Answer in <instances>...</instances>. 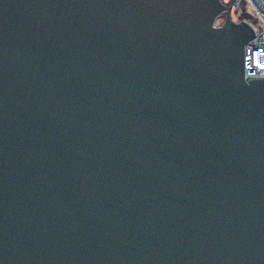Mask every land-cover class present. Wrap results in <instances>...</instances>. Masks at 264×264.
I'll list each match as a JSON object with an SVG mask.
<instances>
[{
	"label": "water",
	"instance_id": "obj_1",
	"mask_svg": "<svg viewBox=\"0 0 264 264\" xmlns=\"http://www.w3.org/2000/svg\"><path fill=\"white\" fill-rule=\"evenodd\" d=\"M234 1L0 0V264H264Z\"/></svg>",
	"mask_w": 264,
	"mask_h": 264
},
{
	"label": "built area",
	"instance_id": "obj_2",
	"mask_svg": "<svg viewBox=\"0 0 264 264\" xmlns=\"http://www.w3.org/2000/svg\"><path fill=\"white\" fill-rule=\"evenodd\" d=\"M255 15L264 26V0H247ZM236 7L240 3L235 0ZM253 29V28H252ZM254 31V30H253ZM243 71L244 77L264 76V29L261 33L254 32L253 38L243 46Z\"/></svg>",
	"mask_w": 264,
	"mask_h": 264
},
{
	"label": "rangeland",
	"instance_id": "obj_3",
	"mask_svg": "<svg viewBox=\"0 0 264 264\" xmlns=\"http://www.w3.org/2000/svg\"><path fill=\"white\" fill-rule=\"evenodd\" d=\"M230 1L231 0H221V2L224 5H228ZM237 1L240 3V5L237 7L235 5H232L231 7L232 10L230 11V16H229L230 19L235 22L244 20L253 28L256 34L261 33L264 29L263 23L255 15L248 1L247 0H237ZM223 17L224 16L220 14L215 19L214 25H220L223 21Z\"/></svg>",
	"mask_w": 264,
	"mask_h": 264
},
{
	"label": "flooded vegetation",
	"instance_id": "obj_4",
	"mask_svg": "<svg viewBox=\"0 0 264 264\" xmlns=\"http://www.w3.org/2000/svg\"><path fill=\"white\" fill-rule=\"evenodd\" d=\"M234 5V4H233ZM232 10V9H231ZM221 15H223L224 16V13H221ZM238 22V21H237Z\"/></svg>",
	"mask_w": 264,
	"mask_h": 264
}]
</instances>
